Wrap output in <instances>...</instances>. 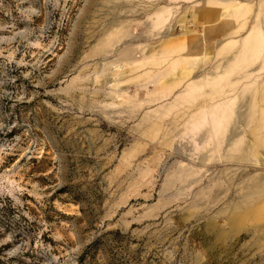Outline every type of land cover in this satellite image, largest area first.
<instances>
[{"label": "rangeland", "instance_id": "1", "mask_svg": "<svg viewBox=\"0 0 264 264\" xmlns=\"http://www.w3.org/2000/svg\"><path fill=\"white\" fill-rule=\"evenodd\" d=\"M258 1L0 0V264H264Z\"/></svg>", "mask_w": 264, "mask_h": 264}, {"label": "crops", "instance_id": "2", "mask_svg": "<svg viewBox=\"0 0 264 264\" xmlns=\"http://www.w3.org/2000/svg\"><path fill=\"white\" fill-rule=\"evenodd\" d=\"M259 4H261V7H262V9H264V3L261 1V0H259L258 2H257V4H256V10H255V12L252 14V16H253V20H257V21H260V20H262V19H264V11H261V8H259ZM253 12L252 11V5L250 4V5H246L245 7H244V12L245 13H249V12ZM238 12H239V10L238 11H235V13H234V15L232 16V17H234V16H237L238 15ZM225 14L227 13V12H224ZM247 18L249 17V15L247 14V16H246ZM225 19H226V17H224ZM228 25V24H227ZM263 25V24H262ZM261 25V26H262ZM236 26H239L238 24H236ZM229 27H230V25H228V27L226 28V31H227V33H232L231 31H229V30H227V29H229ZM257 29H258V39H259V36L260 35H262V33L259 31V28L257 27ZM248 30H251L250 28L248 29ZM248 30H247V32H248ZM261 30V29H260ZM226 31H225V33H226ZM246 32V33H247ZM246 33L245 34H243V36L242 37H240L239 39H236V38H234L233 40H234V42H235V45L234 46H231V47H227L226 45H224L222 42H227V39H225V40H223V41H221V42H219V44L217 45V52L218 51H220V52H222V51H224V50H226V49H229V48H233V47H235V46H239L240 48H241V50H242V52H254V49H258L259 47H257V45H258V41L257 42H255L254 44H251V45H246V43H244V41H245V36H246ZM263 36H264V34H263ZM263 41H264V38H263ZM204 45L205 46H207L208 45V42H206V43H204ZM247 63H249V65H250V61H247ZM248 146H251V147H255V151H258V149L262 146L263 147V145H258L256 142H253V143H249L248 144ZM260 146V147H259ZM262 150H264V149H262ZM258 156H260V155H257V157ZM255 165H257V166H261V165H264V159H263V157H258V162L257 163H255ZM258 179H261L260 177L258 178ZM260 180H257L256 182H255V184L256 185H260V184H262L263 182H259ZM263 181V180H262Z\"/></svg>", "mask_w": 264, "mask_h": 264}, {"label": "bare ground", "instance_id": "3", "mask_svg": "<svg viewBox=\"0 0 264 264\" xmlns=\"http://www.w3.org/2000/svg\"><path fill=\"white\" fill-rule=\"evenodd\" d=\"M234 13H235V10H231V11H229V12H227L226 14H225V16L224 17H226V19L228 20V19H230L233 15H234ZM251 30H248V32L246 33V36H245V41H244V43H249V45H251V44H254L255 42H257L258 41V29H257V27H252V28H250Z\"/></svg>", "mask_w": 264, "mask_h": 264}]
</instances>
